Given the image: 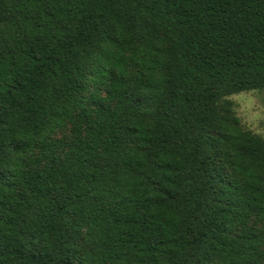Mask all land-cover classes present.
Wrapping results in <instances>:
<instances>
[{
    "label": "trees",
    "instance_id": "obj_1",
    "mask_svg": "<svg viewBox=\"0 0 264 264\" xmlns=\"http://www.w3.org/2000/svg\"><path fill=\"white\" fill-rule=\"evenodd\" d=\"M254 90L264 0H0V264H264Z\"/></svg>",
    "mask_w": 264,
    "mask_h": 264
},
{
    "label": "rangeland",
    "instance_id": "obj_2",
    "mask_svg": "<svg viewBox=\"0 0 264 264\" xmlns=\"http://www.w3.org/2000/svg\"><path fill=\"white\" fill-rule=\"evenodd\" d=\"M229 99L233 102L235 114L242 125L264 138V90L242 92Z\"/></svg>",
    "mask_w": 264,
    "mask_h": 264
}]
</instances>
